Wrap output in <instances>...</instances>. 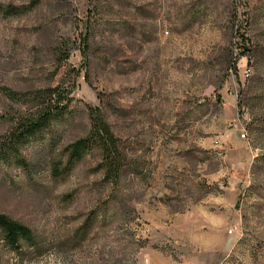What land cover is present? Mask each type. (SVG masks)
Returning <instances> with one entry per match:
<instances>
[{
  "label": "rangeland",
  "instance_id": "obj_1",
  "mask_svg": "<svg viewBox=\"0 0 264 264\" xmlns=\"http://www.w3.org/2000/svg\"><path fill=\"white\" fill-rule=\"evenodd\" d=\"M0 5L21 12L0 16V213L35 239L0 230V264H264V0ZM49 91L65 114L8 143ZM91 109L113 174L97 148L68 165Z\"/></svg>",
  "mask_w": 264,
  "mask_h": 264
},
{
  "label": "trees",
  "instance_id": "obj_2",
  "mask_svg": "<svg viewBox=\"0 0 264 264\" xmlns=\"http://www.w3.org/2000/svg\"><path fill=\"white\" fill-rule=\"evenodd\" d=\"M33 5H36V3L33 2L32 6ZM19 13H21L19 8L0 5V16H12ZM83 41L84 45H86V38ZM48 95V98H52L48 103V108L35 117L27 118L22 122L20 121L18 132L15 133V136L8 143L20 145L24 139L37 135L45 128L49 127L55 119L65 114L68 110V104L63 102L66 94L63 92L57 93L49 91ZM53 97L55 99H53ZM91 111V132L85 138L79 139L72 144L69 150L68 165L70 168H73L83 159L89 150L97 148L101 151L103 157L102 169L106 171V175L113 174L120 170L117 156V140L100 109H95V111L91 109ZM8 148L9 145L4 146L0 144V161L3 159V155ZM0 230L3 233L6 243L14 249H20L23 243L33 245L35 241L33 232L28 226L15 221L3 213H0Z\"/></svg>",
  "mask_w": 264,
  "mask_h": 264
},
{
  "label": "built area",
  "instance_id": "obj_3",
  "mask_svg": "<svg viewBox=\"0 0 264 264\" xmlns=\"http://www.w3.org/2000/svg\"><path fill=\"white\" fill-rule=\"evenodd\" d=\"M245 137V135H243ZM238 232V228L236 226L232 227L230 230V234H235Z\"/></svg>",
  "mask_w": 264,
  "mask_h": 264
}]
</instances>
